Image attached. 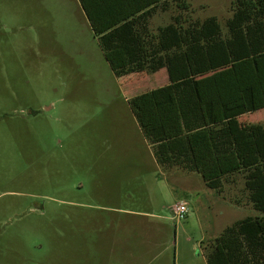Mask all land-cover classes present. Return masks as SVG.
Wrapping results in <instances>:
<instances>
[{
	"label": "rangeland",
	"instance_id": "rangeland-1",
	"mask_svg": "<svg viewBox=\"0 0 264 264\" xmlns=\"http://www.w3.org/2000/svg\"><path fill=\"white\" fill-rule=\"evenodd\" d=\"M73 1L0 0V264H207L226 228L256 216L244 176L221 191L154 178L128 100L161 76H114ZM234 1L190 0L223 28Z\"/></svg>",
	"mask_w": 264,
	"mask_h": 264
},
{
	"label": "trees",
	"instance_id": "trees-1",
	"mask_svg": "<svg viewBox=\"0 0 264 264\" xmlns=\"http://www.w3.org/2000/svg\"><path fill=\"white\" fill-rule=\"evenodd\" d=\"M133 1L141 5L129 17L146 16L165 0ZM171 1L180 13L189 11L187 0ZM232 11L226 32L216 18L184 29L181 15L160 30L152 50L141 48L133 22L105 28L91 22L116 77L168 72L170 86L128 100L157 163L198 173L214 191L224 180L244 176L256 216L226 228L207 251V264H264V128L234 133L230 125L264 109V0H235Z\"/></svg>",
	"mask_w": 264,
	"mask_h": 264
},
{
	"label": "crops",
	"instance_id": "crops-1",
	"mask_svg": "<svg viewBox=\"0 0 264 264\" xmlns=\"http://www.w3.org/2000/svg\"><path fill=\"white\" fill-rule=\"evenodd\" d=\"M73 2L75 3V8L77 9L78 14L79 13L81 14L83 24L86 25L88 28H90V30L92 31V33L94 35L95 40L97 41V43L99 45V47H100L99 37H97L95 35V32H94L93 27H92L91 19L94 21L96 26H98V28H103V27L105 28L107 26H117L118 27V26H122L124 24H128L130 22H133L134 23L133 24L134 31L135 32L137 31L142 35L143 39L140 42V45H141V48L144 50H152L156 46L158 47V45H159L158 35L160 34V30H162V29H164L170 25L175 24L176 19L179 18L181 15H183L182 18H183L184 29H186L188 27V24L192 23V21L202 23L205 20L209 19V18H207V19H204L203 21H200L197 18H194L195 12L192 10V4H191L190 0H187V3L190 5L189 11L183 12V14L180 13L181 11L177 10V6L173 1L165 0L163 3L157 4L156 5L157 7H155L154 11H152L150 14H148L146 16H142V17H139L140 15H142V13H140L139 15L129 17L130 12H132L133 10H136L141 5L140 3H137L133 0H74ZM73 2L70 5L71 10L74 8ZM151 8H154V6ZM232 16H233V11H232ZM211 18H216V17H211ZM186 22H187V24H186ZM218 22H219V20H218ZM221 26H222V24H221ZM222 28H223V26H222ZM223 30H224V32H226V27L223 28ZM100 49H101V47H100ZM101 51H102V49H101ZM183 58L184 57H182V54H180L178 56L177 62L181 61V59H183ZM184 66H186V64ZM140 72H143V71H140ZM135 73H138V72H135ZM148 74H151V73H148ZM127 75H129V74H127ZM127 75H123V76L117 77V78L121 79ZM151 75H155L157 77L161 76V77H159V81H158L159 86L152 89L151 91H148V92H152V91H155L158 89L166 88V87L171 85L170 78H169V75H168V72L166 69H162L161 71L154 73V74H151ZM188 77H190V75L185 76L183 78H180L179 80H183V79H186ZM148 92H145V93H148ZM145 93H143V94H145ZM140 95H142V94H140ZM140 95H138V96H140ZM134 97H137V96H134ZM134 97H132V98H134ZM132 98H130V99H132ZM262 111H263L262 114H257V113H260ZM244 116H250V117H254V118H257L258 116L264 117V109L260 110V111L245 114L241 117H238L235 121H232L230 123V125H231V130L234 133H237L241 128H243L245 126L259 125V124H251V125L240 124L238 120L243 118ZM134 119H135V117H134ZM135 121H136V119H135ZM232 123L233 124L236 123V125L232 126ZM137 125H138V123H137ZM260 126H262L264 128V124L260 125ZM138 129H139V131L141 133V137L143 139L142 144L146 145V147L149 151V155L152 158L153 163L156 165L157 171H156V174H154V178H156L158 180H161V179H163V180L164 179H166V180H168V179L179 180L178 182L172 181L173 183H175L172 185H170L166 182L165 185L171 186V188L173 190L176 189L175 185L177 186L178 184H180L181 186H184V189H186V188L190 189L193 187L194 184L200 183V181H201V183L204 184V186L206 188H208L206 186L205 182L203 181L201 175H199L198 173L190 172V171L182 169L180 167H169V168L168 167H165V168L161 167L157 163V160L155 158L154 147L145 139L139 125H138ZM161 185H164L163 182L161 183Z\"/></svg>",
	"mask_w": 264,
	"mask_h": 264
},
{
	"label": "built area",
	"instance_id": "built-area-1",
	"mask_svg": "<svg viewBox=\"0 0 264 264\" xmlns=\"http://www.w3.org/2000/svg\"><path fill=\"white\" fill-rule=\"evenodd\" d=\"M189 209L185 203H179L172 208V218L176 221L186 220Z\"/></svg>",
	"mask_w": 264,
	"mask_h": 264
}]
</instances>
